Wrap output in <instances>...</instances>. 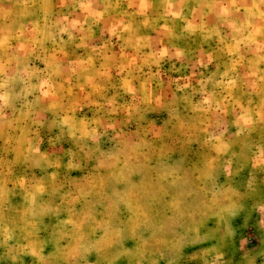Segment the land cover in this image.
Instances as JSON below:
<instances>
[{"label": "rangeland", "instance_id": "1", "mask_svg": "<svg viewBox=\"0 0 264 264\" xmlns=\"http://www.w3.org/2000/svg\"><path fill=\"white\" fill-rule=\"evenodd\" d=\"M0 264H264V0H0Z\"/></svg>", "mask_w": 264, "mask_h": 264}]
</instances>
